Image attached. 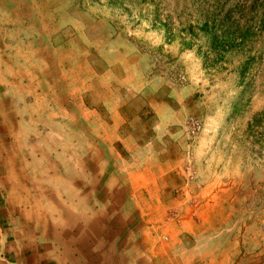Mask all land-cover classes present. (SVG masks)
I'll use <instances>...</instances> for the list:
<instances>
[{
    "label": "rangeland",
    "instance_id": "374dc122",
    "mask_svg": "<svg viewBox=\"0 0 264 264\" xmlns=\"http://www.w3.org/2000/svg\"><path fill=\"white\" fill-rule=\"evenodd\" d=\"M0 68L160 184L185 245L264 264V0H0Z\"/></svg>",
    "mask_w": 264,
    "mask_h": 264
},
{
    "label": "crops",
    "instance_id": "0c3cea01",
    "mask_svg": "<svg viewBox=\"0 0 264 264\" xmlns=\"http://www.w3.org/2000/svg\"><path fill=\"white\" fill-rule=\"evenodd\" d=\"M24 102L0 68V264H226L185 245L160 184Z\"/></svg>",
    "mask_w": 264,
    "mask_h": 264
}]
</instances>
